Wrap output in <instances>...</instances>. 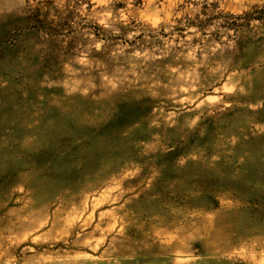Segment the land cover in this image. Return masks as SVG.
Masks as SVG:
<instances>
[{
	"label": "rangeland",
	"instance_id": "rangeland-1",
	"mask_svg": "<svg viewBox=\"0 0 264 264\" xmlns=\"http://www.w3.org/2000/svg\"><path fill=\"white\" fill-rule=\"evenodd\" d=\"M0 264H264V0H0Z\"/></svg>",
	"mask_w": 264,
	"mask_h": 264
}]
</instances>
